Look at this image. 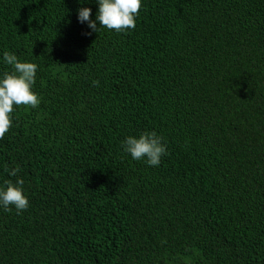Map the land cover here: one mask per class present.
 <instances>
[{
  "label": "trees",
  "instance_id": "trees-1",
  "mask_svg": "<svg viewBox=\"0 0 264 264\" xmlns=\"http://www.w3.org/2000/svg\"><path fill=\"white\" fill-rule=\"evenodd\" d=\"M80 7L0 0V54L40 97L0 139L29 200L0 208V264H264V0H142L91 35ZM144 131L159 166L122 150Z\"/></svg>",
  "mask_w": 264,
  "mask_h": 264
},
{
  "label": "clouds",
  "instance_id": "clouds-1",
  "mask_svg": "<svg viewBox=\"0 0 264 264\" xmlns=\"http://www.w3.org/2000/svg\"><path fill=\"white\" fill-rule=\"evenodd\" d=\"M87 0H78L83 5ZM97 11L95 18L90 19L92 9L80 7L77 9V20L87 25L91 35L97 32L98 25L117 32L135 27V19L141 7L142 0H95ZM0 63L10 66L9 71L0 72V139L12 125L11 113L15 106L25 105L35 109L40 104V97L33 90L36 81L37 64L21 61L9 50L0 54ZM124 153L133 160H144L148 166L155 167L161 163V157L166 154V144L155 131H144L138 136L128 135L121 142ZM9 176L16 177L19 168L7 170ZM23 179L17 178L15 183L5 182L0 186V208L14 207L17 213L29 207V200L23 190Z\"/></svg>",
  "mask_w": 264,
  "mask_h": 264
}]
</instances>
